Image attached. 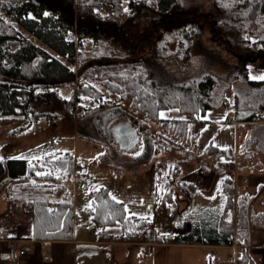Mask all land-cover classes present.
I'll return each mask as SVG.
<instances>
[{
	"label": "trees",
	"instance_id": "trees-1",
	"mask_svg": "<svg viewBox=\"0 0 264 264\" xmlns=\"http://www.w3.org/2000/svg\"><path fill=\"white\" fill-rule=\"evenodd\" d=\"M150 1L155 8L145 0H0V116L53 119L59 114L36 109L35 104L49 105L56 100L72 116L77 100L87 97L97 102L96 109H102L108 106L102 98L110 93L130 98L133 109L160 123L164 130L194 143L206 123L201 116L208 109L227 106L225 93L233 84V113L229 119L243 122L255 117L258 121L259 112L264 110V79H248L247 64L264 58V0H214L211 21L216 37L226 41L237 58L235 63H226L220 52L202 47L205 62L201 64H218L224 68L219 75L182 67L189 63L193 40L202 33L193 16L187 15L192 12L181 7L182 0ZM101 6L106 9L102 11ZM140 18L154 23L141 29L139 35L132 34L133 21ZM252 24L255 28L247 34L256 35L262 48L247 54L245 35ZM23 30L44 47L29 39ZM74 32L77 41L93 40L94 51L77 50L75 40L69 37ZM143 38L153 40L147 56L135 54ZM10 42L17 46L11 48ZM233 45L240 48L239 53L234 52ZM83 75L91 80L82 81ZM75 80L77 87L70 97H61L59 87ZM238 81L245 82V91L237 90ZM171 107L183 117L160 118V110ZM170 140L166 137L165 142ZM143 141L142 152L134 158L136 162H149L164 147L155 145L148 135ZM174 146L181 144L174 142ZM205 153L232 156L230 149L211 143ZM76 164L77 159L68 152L32 162L24 158L0 159V187L10 178H19L7 186L5 195L14 213L30 219L32 238L53 242L73 238L76 214L73 192L67 184L78 173ZM231 181L230 177L223 180L229 194L221 219L232 208ZM170 188L163 198L173 206L172 215L176 216V201ZM89 198L84 212L90 216L95 231L108 225L121 229L118 234L109 235L110 241L137 239L148 227L144 234L147 242L230 245L234 241L232 221H224L218 227L194 225L189 231L166 235L157 232L148 220L129 213L103 187L91 190ZM232 262L249 264L243 246Z\"/></svg>",
	"mask_w": 264,
	"mask_h": 264
},
{
	"label": "rangeland",
	"instance_id": "rangeland-1",
	"mask_svg": "<svg viewBox=\"0 0 264 264\" xmlns=\"http://www.w3.org/2000/svg\"><path fill=\"white\" fill-rule=\"evenodd\" d=\"M145 2L149 3L150 7L155 8V4L150 0H145ZM214 2V0L181 1V7L186 8L189 13L192 12L187 15L193 16L192 19L200 25L202 31L200 37L193 40L189 63L183 64L182 67L188 66L200 72H212L219 75L221 71H224V68L218 64H201L205 62L202 47L220 52L226 63H235L237 58L236 54L229 51L228 43L216 37L217 33L214 31L215 27L211 21V12L215 11ZM100 9L104 11L106 7L101 6ZM133 22L135 24L130 32L132 34L137 33V35L141 29H147L146 26L154 23L148 18L136 19ZM254 28L255 25L252 24L246 31L245 39L247 38V41L244 44L247 46V54L262 48V44L257 40L256 35L247 34L251 33ZM22 32L32 41L44 47L36 37L24 30ZM69 37L76 40L77 50L83 49L92 52L96 48L90 38H85L81 42L77 41L75 32ZM145 39L143 38L142 42L135 48V54L149 55L147 53L150 52V44L153 40ZM10 46L14 48L17 43L10 42ZM231 48L236 53L240 51L237 45H233ZM130 51L133 49L130 48ZM70 66L76 69L74 64ZM247 69L248 79L260 80V77H264V58L260 57L256 61L248 63ZM81 79L82 81L91 80L87 75H83ZM76 85L75 80L71 84L59 87L60 96L63 98L70 97L72 91L76 89ZM72 87L74 88L72 89ZM236 88L239 92L245 91V82L238 81ZM233 89V84L229 85L225 93L227 99L231 101V106H233ZM102 100L107 102L108 106L96 109L97 102L82 97L81 100L76 101L72 116L64 110L62 104L57 100L49 105L35 104L36 109L59 114L53 119L41 117L32 121L28 118V121L23 116L17 118L0 116V158L23 157L32 162L68 152L79 163L78 173L72 178L71 183L67 184L74 197L76 214L74 233H76L77 239L88 240L99 249L93 253L89 260V258L86 259L88 256L84 257L85 254L76 253L73 244L63 243L59 244L57 248L51 244L49 245L51 257L48 259L54 260L53 264H73L74 259L82 262L84 259L86 264H155L154 247H144L145 243V245L148 244L144 239V234L149 227L144 230V234L140 235L139 238L127 241L109 240V235L118 234L121 231L118 225H108L96 231L93 229L90 216L84 212V208L90 204L89 192L100 187L107 189L114 199L124 204L129 213L148 220L150 226L154 227L157 232L173 235L184 232L188 223L183 212L188 200L186 195L190 190V184L187 183V180L193 181L199 188L202 186L212 188L214 195L225 199L229 190L223 186V180L230 177L233 187L232 208L225 219H221L220 224L224 221H232L234 241L241 245V249L246 244V248L243 249L249 258V264H264V245H262L264 244V217H261V212H257L260 218L249 215L253 201L256 200L257 205L264 204V190L258 191L254 188L249 192L242 190L237 192L235 190V186L240 184L241 178L238 176L232 156L229 154L217 157L215 154H206V144L200 146L201 139L191 143L189 139L183 140L181 137L164 130L160 123L150 120L143 112L133 109L131 99L128 97L105 93ZM84 107H91V109ZM83 108L84 110H82ZM230 109L231 107L223 105L208 109L203 116L212 120L211 126L205 128L200 137H203L204 133L214 135L220 131L221 137L228 145L231 122L224 119L220 122L222 128L219 129L218 126L219 120ZM77 113H81V116L76 117ZM97 113H101V115L97 117ZM159 116L163 119L183 117L180 111L174 107L160 110ZM125 121L136 130L138 135V141L128 147L120 146L113 134V129ZM146 135L151 137L155 145L162 144L164 147L155 152L149 162H136L134 158L142 152L143 138ZM166 137L172 140L169 143L168 141L165 142ZM174 142L180 143L181 146H174ZM251 144L255 145L254 148L262 149L264 147V141L259 142L257 139H252ZM104 147L107 149L104 150ZM254 151L255 149L251 150V153ZM256 154L255 152L248 156L253 158L255 155L254 159H256L259 156ZM256 181L257 183L259 181L264 183V175L257 177L253 183ZM169 188L172 189L176 201L175 208L178 212L176 216L172 215L173 206L163 198L164 193ZM4 196L0 197V207L5 201L6 196ZM195 211L197 212L198 209ZM208 251L209 249L200 246H172L170 248V253L174 256L180 255L185 259H195L197 264H205V261L214 264L213 255ZM160 253L161 250H159ZM161 255L165 256L164 253ZM234 255H236L234 249H231L230 258L226 264H233L232 256ZM177 257L173 260H177ZM217 258L221 264H225L223 259ZM160 263L161 261L157 264Z\"/></svg>",
	"mask_w": 264,
	"mask_h": 264
},
{
	"label": "crops",
	"instance_id": "crops-1",
	"mask_svg": "<svg viewBox=\"0 0 264 264\" xmlns=\"http://www.w3.org/2000/svg\"><path fill=\"white\" fill-rule=\"evenodd\" d=\"M28 38L31 39L30 37ZM73 88L74 87H72V89ZM228 100H229V104L227 106L231 107V109L227 112V114L224 115L223 118L219 120L218 128L219 129L222 128V124L220 122L223 121L224 119L226 121L231 122V127H230L231 131L229 132V144L228 145L225 144L226 142H224L223 138L221 137L220 131L214 135H212L211 133L209 134L204 133L203 137H200V135L204 132L205 128L211 126V121H212L211 119L205 118L204 116L201 117L206 119V123L198 131L195 142L201 139L200 146H204L206 144L207 147L211 143L218 148H228L232 151V158L237 167L238 176H240L241 178V180H239L241 181L240 184L237 182L238 184L237 186H235V190L237 192L241 190L245 192H249V190H252L253 188L254 190H258V191L260 189L264 190L263 182L259 181V183H257L256 181L255 183H253V181H255L257 177L264 175V147L262 149L259 148L258 146H257L258 148H254L255 145L251 144L252 139L254 140L257 139L259 142L264 141V110L260 111V113L258 114L257 118L259 120L255 122L253 126H251V128H246L242 121H236V120L233 121L229 119L233 113V106H231L230 99ZM30 120L33 121L34 119H30ZM126 123L128 124L127 121L123 122L122 124H126ZM254 149L255 151L253 153L256 152L257 156L259 154V156L256 159H254L255 155L253 156V158L248 156L250 154H253L251 153V150ZM7 158H13V157H7ZM7 158H3V159H7ZM19 158H23V157H19ZM18 180L19 178H10L9 180L5 181L3 185L0 187V197L5 195L6 188L9 184L13 182H17ZM187 181L188 184L190 183L189 185L190 190L189 193H187L186 195L188 200L183 210L184 214L188 219L187 220L188 223L186 224L185 231H189L194 225H201V226L214 225L215 227H218L220 225L221 213L223 212L226 198L222 199L221 197L214 195L212 188L209 189L206 186H202L201 188H199V186L197 184H194L193 181H189V180ZM240 188H244V189H240ZM4 200L5 201L3 202V206L0 207V264H53L54 260L48 259L51 257V253L49 251V245L51 244H53L55 248L59 247L58 245L63 243L73 244L75 252L81 255L85 254L84 257L88 256L86 257V259L89 258V260L91 259L90 257L93 256V253H95L97 249H99L95 247V245L88 240L77 239V236L75 235L76 233H73V238L71 240L65 242H53L50 240H37L32 238L33 227L30 219L24 214L14 213L11 210L6 197ZM255 202L256 200L251 203L252 213L249 212V215L251 217L260 218L257 215V212L258 213L261 212V217H264V204L257 205ZM263 202H264V197H263ZM214 208H216V210H214ZM196 209H198L197 212L195 211ZM255 228H259V227H255ZM10 238H19L30 242L32 246L31 251L28 252L26 255L17 257L14 260L8 259L6 257V247H7V241ZM147 243H148L147 245H145L146 243L144 244V247L146 246H148V248H150L151 246L154 247L155 264L159 263V261H161L160 264H165L164 262H169V261L172 262H169L167 264H197V261L195 259H187V258L185 259L180 255H175V256L172 255L170 253V248L172 246L205 247L209 249L208 253H211L213 255V258L220 257L221 259H223L225 264L230 258L231 249H234V254L238 256L242 252L241 245L240 244L238 245V243H236L235 241L230 245L206 244V243H169V242L167 243L147 242ZM243 248L244 249L246 248V244L245 246H243ZM159 250H161V253L162 254L164 253L165 256L161 255V253L159 254ZM237 250L239 251L238 254H237ZM45 253H49V255H46ZM176 256H178L177 260H173ZM85 262L86 261L84 259L83 262L77 259L73 260V264H86ZM205 264H209L208 261H205ZM219 264H221V262Z\"/></svg>",
	"mask_w": 264,
	"mask_h": 264
},
{
	"label": "built area",
	"instance_id": "built-area-1",
	"mask_svg": "<svg viewBox=\"0 0 264 264\" xmlns=\"http://www.w3.org/2000/svg\"><path fill=\"white\" fill-rule=\"evenodd\" d=\"M123 7L127 8V3L125 1H122ZM76 42V40H75ZM77 87V85H76ZM257 122L256 118L253 117L251 120L243 121V124L246 128H251V126ZM76 166H79V163L77 162ZM31 244L30 242L19 239V238H10L7 241V247H6V257L10 260H14L19 256L26 255L28 252L31 251ZM148 248V246H146ZM46 255H49V253H45ZM214 263H219L218 259L214 257L213 259Z\"/></svg>",
	"mask_w": 264,
	"mask_h": 264
},
{
	"label": "water",
	"instance_id": "water-1",
	"mask_svg": "<svg viewBox=\"0 0 264 264\" xmlns=\"http://www.w3.org/2000/svg\"><path fill=\"white\" fill-rule=\"evenodd\" d=\"M115 140L122 147H128L134 145L138 141V135L133 127H130L127 123L121 124L113 129Z\"/></svg>",
	"mask_w": 264,
	"mask_h": 264
},
{
	"label": "snow or ice",
	"instance_id": "snow-or-ice-1",
	"mask_svg": "<svg viewBox=\"0 0 264 264\" xmlns=\"http://www.w3.org/2000/svg\"><path fill=\"white\" fill-rule=\"evenodd\" d=\"M259 79H264V77H260ZM163 115V114H162Z\"/></svg>",
	"mask_w": 264,
	"mask_h": 264
}]
</instances>
